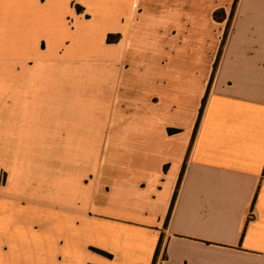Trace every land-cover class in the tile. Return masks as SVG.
Here are the masks:
<instances>
[{
  "label": "crops",
  "instance_id": "0c3cea01",
  "mask_svg": "<svg viewBox=\"0 0 264 264\" xmlns=\"http://www.w3.org/2000/svg\"><path fill=\"white\" fill-rule=\"evenodd\" d=\"M136 4L0 0V264H264V54L184 89Z\"/></svg>",
  "mask_w": 264,
  "mask_h": 264
},
{
  "label": "rangeland",
  "instance_id": "374dc122",
  "mask_svg": "<svg viewBox=\"0 0 264 264\" xmlns=\"http://www.w3.org/2000/svg\"><path fill=\"white\" fill-rule=\"evenodd\" d=\"M127 1L131 0H123L125 3ZM136 1L137 7L143 11L141 16L145 15L143 17L138 16L135 20V26L132 31L135 47L138 46L142 50L144 39L149 37L154 40L160 26L166 29V43L168 46H172L171 43L173 44V42H178L179 40L177 38L171 41L170 33L172 31H179L181 36L183 35L181 30L184 33H189L187 36L184 34L185 42L182 50H180V47V49L176 47L177 51H181L180 53L177 52V54H182L181 66L184 69V89L188 87L187 83L190 82L193 89L196 84L197 89L199 91L202 90V79L208 74L211 61L208 55H215L214 72L218 55L220 54V64L223 54L227 52L223 74L226 77L237 78L238 68L241 64L248 63L251 60V55L264 54V0H247L242 4H240L241 0H239L233 19H231V15L235 0ZM214 7L218 8L214 9ZM146 40L148 41V39ZM139 53L129 54V57L131 56L129 64L136 58L141 57L143 51ZM170 53L171 51L168 50V54ZM219 64L216 68L215 76L220 66ZM123 78L127 82V77L123 76ZM86 79L88 83L94 84L95 74L94 76L87 74ZM110 82L114 85L116 77H110ZM96 84H98V81L93 87ZM113 95L111 98L112 102ZM5 179L6 176L2 173V183L5 182ZM15 188L13 187L11 192H14ZM1 193L4 194L5 192L0 190V195ZM9 210L11 208L8 205L0 203V211ZM13 224V216L8 220H0V228H9Z\"/></svg>",
  "mask_w": 264,
  "mask_h": 264
},
{
  "label": "trees",
  "instance_id": "16d2710c",
  "mask_svg": "<svg viewBox=\"0 0 264 264\" xmlns=\"http://www.w3.org/2000/svg\"><path fill=\"white\" fill-rule=\"evenodd\" d=\"M238 2H239V0H235V4H234L233 12H232V15H231V19H233L234 16H235L236 8H237V6H238ZM82 9H83V8H81L80 6H77V11H78V13H81V12H82ZM216 15H217V14H216ZM216 15H215V16H216ZM222 21H224V20H222ZM115 38H116L115 36L110 35V36L108 37V42H109V43H115V42H116V41H115ZM219 59H220V54L218 55V59H217V61H216V63H215V68H214V72H213L212 79H211L210 83L212 82V80H213V78H214V76H215L216 68H217V66H218V64H219ZM208 93H209V90H208V92H207L206 97L203 99L202 107H201V110H200V117H199L198 125H197L196 129L199 127V123H200V121H201V118H202L203 112H204V110H205ZM169 132H170V133H177V131H175V130H170ZM176 197H177V193H176L175 198H176ZM170 217H171V214H170L169 217H168L167 223L169 222ZM161 247H162V239H161V241H160V243H159V246H158V249H157V251H156L155 263H156V261H157V257H158V255H159V253H160ZM99 253H101L102 255H105L104 252H99ZM155 263H154V264H155Z\"/></svg>",
  "mask_w": 264,
  "mask_h": 264
}]
</instances>
